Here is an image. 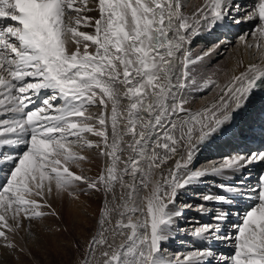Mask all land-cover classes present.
<instances>
[{
  "label": "snow or ice",
  "instance_id": "1",
  "mask_svg": "<svg viewBox=\"0 0 264 264\" xmlns=\"http://www.w3.org/2000/svg\"><path fill=\"white\" fill-rule=\"evenodd\" d=\"M226 18L255 22L238 39L259 62L223 86L212 78L201 83L199 69L219 45L195 54L192 45L227 26ZM212 87L219 89L213 102L196 112L186 107V89ZM262 93L264 0L248 7L206 0L191 16L180 0H0V249L18 251L15 237L26 226L30 232L33 222L58 217L54 192L75 200L103 192L101 231L88 243L91 254L107 247L103 264H264V173L255 184L250 172L209 180L207 192L192 193L204 203L177 206L178 197L209 177L234 178L264 165L261 147L194 166L201 147ZM92 150L106 166L97 178L76 174L72 168L83 173ZM154 171L160 179L153 183ZM192 208L209 222L180 227ZM110 213L119 219L104 228ZM137 213L146 218L134 222ZM110 230L126 241L114 247L104 236ZM180 231L200 246L165 258L164 243Z\"/></svg>",
  "mask_w": 264,
  "mask_h": 264
},
{
  "label": "bare ground",
  "instance_id": "2",
  "mask_svg": "<svg viewBox=\"0 0 264 264\" xmlns=\"http://www.w3.org/2000/svg\"><path fill=\"white\" fill-rule=\"evenodd\" d=\"M205 1L206 0H180L182 4V9L185 10L183 13L185 15L191 16L192 13H194L199 7L204 5ZM233 2L236 4H239L242 7H248L253 4V3H250V0H233ZM90 15H97V14L90 13ZM237 15H243V13H238ZM246 25H243V26L240 25L242 27L239 29L238 34L232 37L231 41L219 40L218 42L219 46L216 47V50L213 52L212 56L203 62L204 66L199 69L198 80L201 83L208 78H212L213 80L216 81V83L221 84L219 83V81L223 79L224 81L221 84V86H223L227 84V82L231 79L233 75L239 74L241 71H244L246 66L250 62H259V57L255 54V50H252V51L245 50L243 46L241 45L240 40L238 39V37L241 34L251 33L255 27V26H252L250 28H245ZM84 30L88 32L92 31V29L90 28L84 29ZM223 31L226 32L227 30L224 29ZM228 32H230V29H228ZM217 37H218V34L216 35V33H214L212 36H207L205 32L202 33L201 36L197 39V41L192 45V50L194 54L200 53L204 48H205L204 50H207L209 48L215 47L213 45H210L211 44L210 40L217 38ZM249 42H252V41L249 40ZM92 50L93 49L90 47L89 51H92ZM218 51L219 53H222V59L220 58L221 60H219L218 63H215V64L208 63L209 60H211V58L215 57L214 55ZM220 66H222L223 68H221ZM214 89L215 87H212L211 90H205L204 92H190V95L188 94L189 92H187L186 91L187 89H186L185 95L187 96L189 100L188 104H190V102L193 101L195 102L193 103V105H195L196 107V108L192 107L193 105L190 107L187 106L190 109V111L192 112L199 111L201 110V108L199 107L203 108L204 106L209 105L211 102H213L219 92V91H214ZM123 91L124 89L121 87L120 88L121 95ZM257 99H258V95L254 96L251 99V102L248 105L247 110L238 114L236 116L237 123L235 122V124H233L234 129L239 123L240 125L247 124L248 129H249L248 130L249 135L247 136L248 139H250V137L253 134L254 142H256L257 144L259 142H262L258 144L254 150L264 147V139L261 140V136H259L260 131L258 130V129H261L264 131V120H262L260 116L256 114L258 113L257 106L255 105L256 103H253V100H257ZM126 107H127V101L122 100L120 109L123 111L124 109H126ZM90 111L98 113L99 108H92L90 109ZM0 119H3V116H0ZM231 132L233 133L232 134H229V132L221 133L217 135L215 138H213L212 140H209L205 145H203L197 155V158L195 159L194 166L195 167H210L212 165H219L220 163L223 162L225 158L237 154L236 152H234L235 149L233 148L234 146L232 147V144L238 141L239 135L235 136L234 130ZM229 136H232V137H229ZM90 138L96 139L93 137H90ZM127 139H130V137L126 138V140ZM153 139H155V137H153ZM236 145H242V142H238ZM11 147L12 146H4L3 150L8 151ZM86 154L90 157L91 162L86 161L82 164L83 165L82 167L84 169V175L88 174V176L91 175L93 178L94 177L97 178L101 170L106 166L107 160L104 157H99L96 153V150H92L91 152H87ZM129 154H130L129 151L127 150L124 151L122 153V159H126ZM249 172L251 173L250 183L255 184L257 178L259 177V174L261 175L262 173H264L263 165L251 166L250 168L245 169L243 173L237 175L234 178L227 174L224 177H220V178L209 177L207 180H205L204 183L191 186V189L188 192L178 197L177 206H182L185 202L191 203L193 205L204 203L203 201L196 199L192 195V193L193 192H197V193L207 192L209 190V183H208L209 180H212V179L239 180L241 175H246ZM155 173L156 175L154 177L152 176L153 183L156 180L160 179L159 172L155 171ZM81 187H84V186L82 185ZM120 191L121 190L119 188V185H117L116 186V193H117L116 203L117 204L122 203L119 200ZM65 196H67V194L61 197H57L54 192L53 196L51 197L53 208H55L56 212L58 213V218L60 217L62 218V222H63V217H64V220H65L64 223L67 225L66 227L68 231H69V227L72 225L70 227V229H72L71 231L72 232L75 231L76 235L78 236L80 235V239L78 241H82L84 243L83 245L84 249H80L83 246L82 245L80 246L79 242H77L76 240L73 241L72 237L70 236L62 237L60 230L58 229V227L55 226L53 222L50 221L51 218L50 216H48L44 218L43 220H40L38 222H33L32 224L30 234L33 237V239H30L31 245L27 246V248L29 249L30 256L33 255V251L34 253L35 251H39L40 252L39 254L44 255V257L46 258H49V255H50L51 257H54L55 259L56 257H61V259L62 258L66 259L68 260L67 264H103L104 257L102 256V252L105 250H108L107 247L97 246L94 254H91L88 249V243L90 239L93 236L98 235L99 232L101 231V228L95 229L93 227L91 229L90 227H92L91 225L92 223L100 226L99 221L101 219H104L105 201H104L103 192L92 193L93 197L91 198L85 195L84 193H80V197L78 200L67 198ZM108 199L109 201L111 200V194H109ZM207 206L211 207V205H207ZM111 207L112 205L109 204L108 208H111ZM145 212H146V206H145ZM61 215H63V217ZM145 218L146 216L141 217L139 213L133 215L134 222L145 219ZM118 219H119L118 213H110L108 220L105 221L104 228H108V229L114 228ZM189 221H192V222L199 221L202 224V223L209 222V217L207 215H202L197 210H195V208H192V209H187L184 211V215L179 218L178 223H179V226L182 228L186 227L189 229H193L195 226H197L195 225V223L190 224ZM89 229L90 231L91 230L92 231L89 232ZM26 233H28V231ZM68 233H70V231ZM128 234H130V232ZM179 234L184 235L182 237L184 239L180 238L179 239L180 241H177L178 243L176 244V247L179 248L181 245H184V244L186 246L181 247L182 249L178 251V249L173 248L174 246L172 244L173 241L175 242L176 239L175 238L170 239L169 241L165 242L163 245V247L167 250L164 253L165 258L173 259L171 258L173 256L170 257L172 253L171 251H173L176 255H182V254H186L193 247L200 246L199 242L195 241L192 237L187 236L183 231L174 232L173 236L176 237ZM104 236L107 238L109 243L113 244L114 247H118L121 243H124L126 241V235L125 236L114 235V233L111 230L104 233ZM22 239L23 238L21 237V240ZM25 243L28 245L29 241L27 242L25 241ZM219 247L221 249H224V245H219ZM46 250L49 251L50 254H48ZM80 250H82V253ZM34 258L36 259V257L34 256L32 258L35 261ZM0 264H36V263L28 260L27 257H25L24 254L19 251L12 252L10 250L0 249Z\"/></svg>",
  "mask_w": 264,
  "mask_h": 264
},
{
  "label": "rangeland",
  "instance_id": "3",
  "mask_svg": "<svg viewBox=\"0 0 264 264\" xmlns=\"http://www.w3.org/2000/svg\"><path fill=\"white\" fill-rule=\"evenodd\" d=\"M182 11L184 12L185 10L184 9H182ZM220 36L218 35V37L217 38H214V39H216V40H214V39H212V40H210V42H211V44L210 45H213V46H217V43L219 42V41H217V40H219L218 38H219ZM209 45V46H210ZM205 49V48H204ZM203 49V50H204ZM215 57H213V58H211V60H209V62L208 63H211V64H215V63H218V61L219 60H221L222 59V53H219V51L214 55ZM221 58V59H220ZM221 68H223L222 66H220ZM208 71H209V69H208ZM219 76V75H218ZM223 79L222 80H220L219 81V83H223ZM220 84V85H221ZM187 92H189L188 90H186ZM214 91H219V89H217V88H215L214 89ZM213 91V92H214ZM189 95H190V92L188 93ZM212 94V93H211ZM210 95V94H209ZM204 98V97H203ZM199 101V100H198ZM197 102V101H196ZM193 103H195V102H190V104H188L187 106H192L193 105ZM186 106V107H187ZM192 107H194V108H196L195 107V105H193ZM199 108H201L202 109V107H199ZM199 108H197V109H199ZM83 166V165H82ZM120 167L122 168L123 166L122 165H120ZM76 170V171H74V170ZM72 170L76 173V174H82V175H84V171H83V173H81V170L80 169H78V168H76L75 169V167L74 168H72ZM79 170V171H78ZM78 172V173H77ZM86 174V173H85ZM156 175V173H155V171L153 172V174H152V176L154 177ZM85 176H88V174H86ZM88 177H91V178H93L91 175L90 176H88ZM95 178V177H94ZM155 181V180H154ZM88 197H93L92 196V194H89V195H87ZM65 197H67V198H70V197H68V196H65ZM64 197V198H65ZM95 198V197H94ZM66 199V198H65ZM65 199H63V200H65ZM96 199V198H95ZM178 203V202H177ZM60 205V204H59ZM62 217H63V215H61ZM186 216V215H185ZM46 218V217H45ZM50 218H51V222H53L54 224H55V226L56 227H58V229L60 230V233H61V235H62V237L64 236H70V237H72V240L74 241V240H76L77 242H79V245L81 246H83L84 245V243L82 242V241H78L79 239H80V235L78 236V235H76V233H75V231L74 232H72L71 230L72 229H70V227L72 226H70L69 227V231H70V233H68L69 231H68V229H67V225L64 223L65 222V220H64V217H63V222H62V218L60 219V218H58V217H52V216H50ZM58 218V219H57ZM47 220V219H46ZM55 221H56V223H55ZM36 222H38V221H36ZM73 222H74V220H73ZM96 222V221H95ZM60 224H61V226H60ZM92 225V227H90L91 229L94 227L95 229H99L100 228V226L99 225H95L94 223H92L91 224ZM61 228V229H60ZM64 228V229H63ZM28 230H27V226H26V229L24 230V231H21L19 234H17L16 235V237H15V242H16V244H17V249H18V251L19 252H21V253H23L24 254V256L25 257H27V259L28 260H30V261H32V262H34V263H36V264H67V261L68 260H66V259H61V257H56V259L54 258V257H51L50 255H49V258H46V257H44V255H40L39 253V251H35V253H34V251H33V255L32 256H30V254H29V249L27 248V246H30L31 244H30V239H33V237L31 236V234H30V232L28 231V233H26ZM62 231H63V233H62ZM65 231V232H64ZM92 231V230H91ZM90 231V229H89V232H91ZM25 232V233H24ZM184 235H181V234H179V235H177L176 237H175V242L173 241V248L174 249H178V251H180L182 248L181 247H184V246H186L185 244L184 245H181L179 248L178 247H176V244L178 243L177 241H180L179 239L180 238H182ZM21 237L24 239V241H23V239L21 240ZM29 237V238H28ZM182 239H184V238H182ZM91 240V239H90ZM25 241L27 242V241H29V243H28V245L25 243ZM185 241V240H184ZM186 241H188V240H186ZM86 245V244H85ZM178 246V245H177ZM43 249V248H42ZM80 249H84V246L82 247V248H80ZM44 250V249H43ZM81 251V253H82V250H80ZM46 252H48V254H50V252L49 251H47L46 250ZM172 252V253H171ZM170 253H171V255H170V257L171 256H173V257H171V258H174L175 256H176V254L173 252V251H171ZM36 257V259H35V261L32 259L33 257ZM1 259H3V258H1ZM13 261V260H12ZM40 262V263H39ZM59 262V263H58Z\"/></svg>",
  "mask_w": 264,
  "mask_h": 264
}]
</instances>
